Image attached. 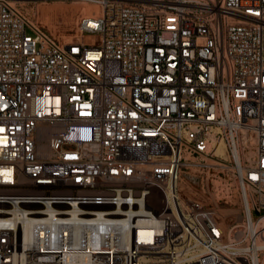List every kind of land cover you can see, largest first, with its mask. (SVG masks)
I'll list each match as a JSON object with an SVG mask.
<instances>
[{
	"label": "built area",
	"instance_id": "1",
	"mask_svg": "<svg viewBox=\"0 0 264 264\" xmlns=\"http://www.w3.org/2000/svg\"><path fill=\"white\" fill-rule=\"evenodd\" d=\"M18 2L0 0V264H264V0H97L66 42ZM189 168L231 171L239 212L185 196Z\"/></svg>",
	"mask_w": 264,
	"mask_h": 264
},
{
	"label": "rangeland",
	"instance_id": "2",
	"mask_svg": "<svg viewBox=\"0 0 264 264\" xmlns=\"http://www.w3.org/2000/svg\"><path fill=\"white\" fill-rule=\"evenodd\" d=\"M18 1L20 8L30 20L37 21L39 26L45 29L44 31L60 42H66L68 37L73 38L75 36L77 32V22L81 17L82 8L91 7L93 4L97 5L95 3L97 0ZM61 5L66 6L68 12L66 14L54 15L52 11ZM98 10H100L99 6ZM225 158H228V156L226 155ZM185 172L184 176L192 189L191 191H183L185 196L198 198L210 207L218 205L222 213L228 212L229 210H233L234 212L240 210L239 189L231 171L221 169L214 170L212 171L214 176H211L209 181H206V179L202 181V177L206 175L195 171L193 168H189L185 170ZM216 198L219 199L216 200Z\"/></svg>",
	"mask_w": 264,
	"mask_h": 264
},
{
	"label": "bare ground",
	"instance_id": "3",
	"mask_svg": "<svg viewBox=\"0 0 264 264\" xmlns=\"http://www.w3.org/2000/svg\"><path fill=\"white\" fill-rule=\"evenodd\" d=\"M49 10V9H48ZM53 14H62V13H67L68 12V8L64 5H61L59 7H57L56 9H54L53 11ZM100 13V10H98V6L97 5H91V7H84L82 8L81 10V16H92L94 14H98ZM33 24H35L36 26H39V23L37 21H34V20H30ZM45 30V29H44ZM70 41V39H72V37H68L67 38V41ZM218 153H220L224 158L226 157L227 153H226V150L224 148V146H220L217 150ZM211 163L213 164H217V162H213L211 161ZM219 163V162H218ZM191 166V165H190ZM189 166V167H190ZM180 189L182 191H185V190H188V191H191L192 189L190 188L189 184L187 183V181L185 179L182 180L181 184H180ZM230 197V196H229ZM213 198V197H212ZM219 198H216V200H218ZM215 202V201H214ZM220 202V201H219ZM216 205V204H215ZM234 209V208H233ZM226 211V210H225ZM234 212L233 210H229L227 213H232ZM239 212V211H238Z\"/></svg>",
	"mask_w": 264,
	"mask_h": 264
}]
</instances>
